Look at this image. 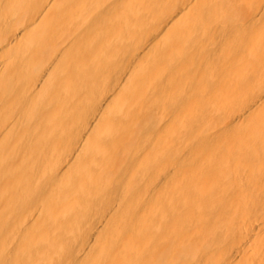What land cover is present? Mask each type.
I'll list each match as a JSON object with an SVG mask.
<instances>
[{"label":"bare ground","instance_id":"bare-ground-1","mask_svg":"<svg viewBox=\"0 0 264 264\" xmlns=\"http://www.w3.org/2000/svg\"><path fill=\"white\" fill-rule=\"evenodd\" d=\"M0 264H264V0H0Z\"/></svg>","mask_w":264,"mask_h":264}]
</instances>
